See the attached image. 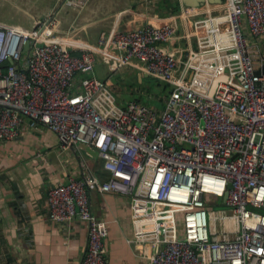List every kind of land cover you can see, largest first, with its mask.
<instances>
[{"label":"built area","instance_id":"obj_1","mask_svg":"<svg viewBox=\"0 0 264 264\" xmlns=\"http://www.w3.org/2000/svg\"><path fill=\"white\" fill-rule=\"evenodd\" d=\"M179 28L195 48L166 49ZM57 32L48 19L30 31L0 23V140L45 128L64 150L96 152L101 174L83 162L80 178L46 197L50 222L86 224L81 264H109L95 192L129 198L133 242L149 247L150 264H264V59L247 38H264V0L204 3L101 33L95 46L71 47ZM99 62L165 84L162 107H119L94 76Z\"/></svg>","mask_w":264,"mask_h":264},{"label":"crops","instance_id":"obj_2","mask_svg":"<svg viewBox=\"0 0 264 264\" xmlns=\"http://www.w3.org/2000/svg\"><path fill=\"white\" fill-rule=\"evenodd\" d=\"M69 1L0 0V23L30 31L48 19L69 46H95L101 33L127 32L147 23L158 25L184 9H199L205 2L221 5L216 0H187L189 4L183 0H87L77 8L68 5ZM181 33L179 28L166 47L168 51L176 53L187 45L195 48L193 41L188 44L180 39ZM247 38L258 63L264 59V38L248 34ZM94 76L114 84L117 93L113 96L122 108L131 101L161 108L168 93V87L160 82L153 92L143 88L144 78L149 77L136 69L111 73L99 62ZM128 81L134 84L128 87ZM83 162L95 174L102 173V162L93 149L77 145L64 150L56 135L45 128L25 129L13 141L0 140V264L82 263L86 224L77 218L68 225L50 222L46 197L55 185L65 184L70 177L80 178ZM129 203L128 197L116 194L95 192L90 196L93 217L108 225L104 248L109 264H150L149 247L133 242Z\"/></svg>","mask_w":264,"mask_h":264},{"label":"rangeland","instance_id":"obj_3","mask_svg":"<svg viewBox=\"0 0 264 264\" xmlns=\"http://www.w3.org/2000/svg\"><path fill=\"white\" fill-rule=\"evenodd\" d=\"M2 11V10H1ZM2 12H4V11H2ZM23 27H25V28H29V26H27V25H22ZM105 81V85L107 86V88L109 89V91L113 94V95H115L116 93H117V89H115V87H114V84L112 85V83L111 82H109V81H107V80H104ZM157 81H155V80H153V79H151V78H149V79H147V78H144V80H143V88H145V89H150V91L151 92H153V91H155V89L157 88V83H156ZM134 83L133 82H131V81H128L125 85L126 86H131V85H133ZM144 90V89H143ZM145 96V95H144ZM216 210H226L224 207H219V208H217Z\"/></svg>","mask_w":264,"mask_h":264},{"label":"water","instance_id":"obj_4","mask_svg":"<svg viewBox=\"0 0 264 264\" xmlns=\"http://www.w3.org/2000/svg\"><path fill=\"white\" fill-rule=\"evenodd\" d=\"M183 1H184L186 4H189L187 0H183ZM205 3H206V2H205ZM216 3H217V4H221L222 1H221V0H216ZM197 5H198V4H197ZM27 49H28V45L25 46L24 50L27 51ZM5 64H6V63H4L3 65H5ZM225 198H226V195H224L223 199H225Z\"/></svg>","mask_w":264,"mask_h":264}]
</instances>
